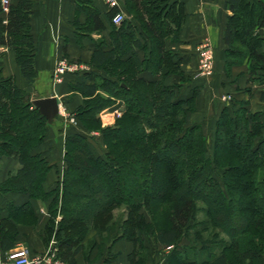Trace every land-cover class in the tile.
Masks as SVG:
<instances>
[{
    "label": "trees",
    "instance_id": "obj_1",
    "mask_svg": "<svg viewBox=\"0 0 264 264\" xmlns=\"http://www.w3.org/2000/svg\"><path fill=\"white\" fill-rule=\"evenodd\" d=\"M32 4L8 0L6 20L0 17V44L14 50L27 77L36 74ZM124 7L137 23L127 18L115 23L116 8L108 11L111 46L97 42L89 59L92 68L70 83L83 96L74 108L76 118L85 131L101 133L106 149L96 152L87 132L66 134L62 175L51 188L43 184L51 164L34 152L49 122L26 89L12 76L0 75V155L18 160L0 181V193L29 196L21 204L6 202L0 251L15 244L17 224L37 220L30 199L49 198L40 237L44 244L53 237L57 256L69 263L77 264L80 252L89 260L97 243L88 234L95 230L99 243L110 238L108 247L122 238L132 241L129 264H144L154 254L165 257V264H264L262 111L252 110L248 100L223 105L208 155L202 125L189 120L198 90L182 91L189 75L180 67L181 56L165 43L178 35L184 2L124 0ZM226 7L231 13L223 35L225 71L244 60L250 72L264 70V37L258 31L264 25V0H227ZM84 8L92 26L77 28L103 29L97 9ZM173 73L180 81L167 80ZM118 98L124 102L120 115L102 125L99 111ZM216 168L222 169V183ZM121 206L124 214L119 215ZM199 209L202 220L196 219ZM183 237L187 243H181Z\"/></svg>",
    "mask_w": 264,
    "mask_h": 264
},
{
    "label": "crops",
    "instance_id": "obj_2",
    "mask_svg": "<svg viewBox=\"0 0 264 264\" xmlns=\"http://www.w3.org/2000/svg\"><path fill=\"white\" fill-rule=\"evenodd\" d=\"M182 1L184 2L185 16L178 35L173 40L167 37L165 42L167 48L178 52L179 56H181L179 60L180 67L189 75V79L182 82V91L188 93L195 86L198 90V95L201 96L202 89H211L213 93V90L219 87L221 90L217 91V93L224 91L226 93L225 96L228 97L211 115L209 121L210 138H213L214 121L221 107L223 105H231L234 100H248V106L252 110H261L264 117V80L260 79L261 76H264V70H258L260 72L257 73L250 72L248 70V61L246 60L240 64L232 65L228 72L224 69V49L226 44L223 40V35L227 15L231 13V10L226 7L227 0ZM77 5L82 7L77 9ZM87 5L97 9L100 18L105 23L103 29H87L88 26H92L86 12L87 10L84 8ZM2 6L0 17L5 21L7 9L4 8L3 3ZM113 8H116L115 12L122 11L123 18L135 21L132 15L126 11L124 0H116V4H111L107 0H33L30 18V30L33 33L36 45L34 54L36 74L33 77H27L21 72L14 50L0 44V75L12 76L17 86L29 92L31 101L36 97L47 95H54L57 99L58 113L49 122L43 142L34 149V152L45 156L51 164L43 182L47 189L53 187L56 180L61 178L64 167L65 135L74 130L82 133L87 132L74 113V108L82 102L83 96L77 90L72 89L70 83L84 79L83 72L92 68L89 59L97 42H103V48L111 46L109 38L110 24L107 17L108 11ZM135 22L137 23V21ZM77 27L87 28L79 29ZM258 31L264 37V25L259 27ZM204 45H209L213 49V70L209 76L199 77L196 74L199 70L198 50ZM262 47H264V40ZM60 56L86 63L88 68L84 69V71L77 70L73 73H67L62 81H55L52 77V71L56 59ZM98 70L101 69L99 68ZM167 80L180 81V76L173 73L168 76ZM120 100L122 99H116L113 104L100 113L102 124L111 123L115 119V113H119L122 110L123 105L121 106L122 102ZM61 110L72 115L74 120H70L63 115ZM191 120L199 122L203 128V124H207L206 122L192 119V116ZM89 132L93 133L91 130ZM17 165V158L5 154L0 155V181ZM28 199L29 196L25 192L10 191L4 194L0 193V217L8 213L5 208L8 200L21 204ZM30 200L35 209L37 220L35 223L17 224V238L15 244L9 249L25 244L30 251L48 252L57 256L55 239L52 237L47 244H44L40 237V231L43 230L48 218L49 198H32ZM88 235H94L97 244L93 247L88 261L84 260L81 252L78 253L76 255L77 264H128L127 254L133 247L131 241L119 239L112 243L111 247H108L110 238L99 243L100 240L97 238L95 230H91ZM2 254L3 251H0V258ZM61 262L63 264H73L65 260Z\"/></svg>",
    "mask_w": 264,
    "mask_h": 264
},
{
    "label": "built area",
    "instance_id": "obj_3",
    "mask_svg": "<svg viewBox=\"0 0 264 264\" xmlns=\"http://www.w3.org/2000/svg\"><path fill=\"white\" fill-rule=\"evenodd\" d=\"M111 4H116V0H107ZM4 8L7 9L8 0H2ZM124 15L122 11H117L112 16V21L119 23L123 19ZM205 49L200 51V72L210 73L213 66V58L210 53L211 47L209 45L205 46ZM88 65L86 63L68 59L64 56H60L56 59L52 71V77L55 81H62L67 73H73L77 70L84 71L87 69ZM224 98H228L224 95ZM61 113L67 116L70 120H74L73 116L68 112L61 110ZM62 260L56 255L51 253H32L28 246L20 245L12 249H8L0 258V264H39V263H49V264H63Z\"/></svg>",
    "mask_w": 264,
    "mask_h": 264
},
{
    "label": "rangeland",
    "instance_id": "obj_4",
    "mask_svg": "<svg viewBox=\"0 0 264 264\" xmlns=\"http://www.w3.org/2000/svg\"><path fill=\"white\" fill-rule=\"evenodd\" d=\"M2 1V0H1ZM206 45L202 46L199 48L198 50V53H200V51L202 49H205ZM199 59V57H198ZM72 60H75V59H72ZM212 70H213V66H212V69H211V72L210 73H201L200 70H198V72L196 73L199 77L200 76H209L210 74H212ZM207 90V91H206ZM221 90L219 87H216V89L213 90V93L211 91V89H202V94L201 96H197V103H198V109L194 112V113H191L190 114V117H189V120H191V116H192V119H196V120H199V121H203V122H206L207 124H203L204 125V132H205V135L207 137V153L208 155H211V150H212V139L210 138V125H209V121H210V118H211V115L212 113H215V111L221 106V104L224 102L225 98H224V95L226 93H224V91H221V92H218ZM223 92V93H222ZM217 93V94H215ZM215 94V95H214ZM120 99V98H119ZM122 102L121 106L124 105V102L123 100H120ZM108 106H105L104 108H102L100 111H99V115L101 112H103L104 109L108 108ZM123 108V107H122ZM67 111V109H65ZM119 112V111H118ZM121 111L119 113H115V117L120 115ZM114 117V118H115ZM115 120V119H114ZM114 120L112 122H114ZM208 120V121H207ZM111 122V123H112ZM102 124V122H101ZM108 123H105V124H102V125H107ZM110 124V123H109ZM93 131L92 132H87L88 136L89 137V141L91 143V146L92 148L98 152V153H101L104 151V149H106L105 147V144L103 143L102 141V137H101V133L98 131V130H91ZM128 134H132L134 133L132 130H130L129 132H127ZM126 133V134H127ZM214 175L215 177L219 180L220 183H222V169L221 168H216L215 169V172H214ZM199 206H202V202L199 201ZM116 211L117 213L120 215L124 214V208L121 206V207H118L116 208ZM204 218V215H203V210L202 209H199L197 211V214H196V219H200L202 220ZM209 230H206L204 233L207 234ZM109 237L106 238V240L108 239ZM124 239V238H122ZM130 241V240H129ZM132 242V241H131ZM188 240L183 237L181 239V243H187ZM25 245V244H24ZM163 250H166L168 249L167 246H161ZM134 244H133V247L131 249V251L134 249ZM130 251V252H131ZM32 253H37V251H31ZM129 252V253H130ZM128 253V254H129ZM128 254H127V260H128ZM3 256V254H2ZM1 256V258H2ZM155 258L152 259L151 257H148L147 260H145L144 264H165L166 260H165V257H162L161 254H154ZM128 264H129V260H128Z\"/></svg>",
    "mask_w": 264,
    "mask_h": 264
},
{
    "label": "water",
    "instance_id": "obj_5",
    "mask_svg": "<svg viewBox=\"0 0 264 264\" xmlns=\"http://www.w3.org/2000/svg\"><path fill=\"white\" fill-rule=\"evenodd\" d=\"M32 103L46 117L48 122H51L58 113V103L54 95L36 97L32 99Z\"/></svg>",
    "mask_w": 264,
    "mask_h": 264
},
{
    "label": "bare ground",
    "instance_id": "obj_6",
    "mask_svg": "<svg viewBox=\"0 0 264 264\" xmlns=\"http://www.w3.org/2000/svg\"><path fill=\"white\" fill-rule=\"evenodd\" d=\"M210 53H211V55H212V58L214 57V52H213V49L211 48L210 49ZM198 57H199V59H198V63H199V68H200V53H198Z\"/></svg>",
    "mask_w": 264,
    "mask_h": 264
}]
</instances>
